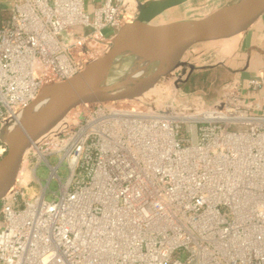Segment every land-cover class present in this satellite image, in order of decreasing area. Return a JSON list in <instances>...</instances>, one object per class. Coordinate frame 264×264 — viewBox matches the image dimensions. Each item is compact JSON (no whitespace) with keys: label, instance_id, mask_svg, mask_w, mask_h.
Returning a JSON list of instances; mask_svg holds the SVG:
<instances>
[{"label":"built area","instance_id":"2783aa9c","mask_svg":"<svg viewBox=\"0 0 264 264\" xmlns=\"http://www.w3.org/2000/svg\"><path fill=\"white\" fill-rule=\"evenodd\" d=\"M6 1L0 123L103 56L141 11L132 0ZM179 90L95 102L33 141L41 190L26 195L16 179L1 198L0 264H264V75L236 72L211 99Z\"/></svg>","mask_w":264,"mask_h":264},{"label":"water","instance_id":"95a60500","mask_svg":"<svg viewBox=\"0 0 264 264\" xmlns=\"http://www.w3.org/2000/svg\"><path fill=\"white\" fill-rule=\"evenodd\" d=\"M187 1L190 0H160L152 7L141 8L133 22L118 30L103 56L88 63L71 79L43 88L56 87L58 95L50 107L23 123L20 130L10 134L5 141L7 151L0 158V200L13 185L15 170L33 141L75 106L101 100L103 95L98 91L100 81L116 58L132 54L135 50H143L151 55L172 54L176 66L184 62L181 61L182 54L193 45L242 34L264 14V0H236L202 18L159 24L150 22L152 18L167 9ZM172 30L174 33L163 37L164 33ZM158 75L160 77V73ZM157 78L156 75L151 84L157 81ZM148 87L144 86L127 98H133L138 93L142 94ZM200 94L204 95V92L200 91ZM118 98V95L105 97L106 100Z\"/></svg>","mask_w":264,"mask_h":264},{"label":"rangeland","instance_id":"374dc122","mask_svg":"<svg viewBox=\"0 0 264 264\" xmlns=\"http://www.w3.org/2000/svg\"><path fill=\"white\" fill-rule=\"evenodd\" d=\"M132 1H134L135 4L137 2L141 10L142 5L145 7L152 0H132ZM235 1L236 0H190L181 5L167 9L163 13L152 18L150 22L154 24H159L174 20L202 18L214 13L218 9L228 4H231ZM241 35L242 34H238L226 39L205 41L193 45L182 54L181 61H184L182 64L176 65L172 69H169L165 71L163 74H161L158 80L155 81L156 84L153 83V85L149 86L142 94L138 95L139 98H124L118 101V103L124 106L125 105L131 106L134 105L135 103L136 104L139 103L138 105H140V102L143 104V102L148 101V99H152L154 101L155 99L160 98L162 91L164 92L166 91L171 94L172 90L175 89V87L179 88V86H181L183 82L187 81L190 75L197 82L196 83V85L198 86L197 89L201 88L199 90L203 92L204 90L203 88H206L205 85L208 84L210 87L216 84L215 83L216 78L219 77L217 76L216 73H218L219 69H223V67H225V65L228 64L230 55L233 51L229 49L230 48L229 46L231 47L235 46V44H237L238 40L241 38ZM136 61H137L136 56L133 54L121 55L118 58H116V60L110 65L106 74L100 81V86H106L107 88L105 89L109 90L110 88L108 87L112 86L113 84L124 78L125 76L129 75L131 71L130 68L134 67ZM40 66L41 64L39 61L37 65L38 70H40ZM159 66L160 64L158 62L149 63L146 65V67L143 68V70L139 74H137L138 78L137 77H133V78L137 80L140 78V76L141 78L150 77L158 71ZM225 73L228 72L225 71ZM225 76L218 78L217 83L218 85L219 84L220 85L219 87H216L215 92L219 91L223 83L230 78V77L224 78ZM183 90L186 91L185 89ZM183 90H179V91H182V93H184ZM43 91L44 89L41 90L40 94ZM197 97L198 96H195V99H197ZM206 97L208 99H211V97H209L208 95H206ZM36 100L37 98L28 106L17 109V111L13 116L9 117L3 123H0V141H6L8 136L11 134L10 132H13L12 130L10 131V129H6V131H4V128L8 124V122L11 119L14 121L17 117V114L20 111L31 108L33 104L36 102ZM113 101L114 100H106L107 103H114ZM94 104L95 101H92L75 106L66 114L67 118L68 119L74 118L77 112L87 111L88 109H91V107ZM60 121L61 119H59L56 122V124L60 123ZM31 149L32 147H28V149L26 150L24 154V157L26 159V164L24 166L23 171L20 173L19 178H15V180L18 179L19 182L18 181H17L18 183L15 181L14 182L17 183L18 187L21 186L23 191H25L26 195L32 193L34 194L36 193V195H38L40 193L41 186L33 178V169L36 166L37 159ZM52 161H54V159ZM38 175L41 182L45 184L47 181V177L49 176V168L44 164L40 165L38 169ZM24 179L29 181L28 185L24 183L23 181ZM56 187H57L56 182L53 181L51 188L55 190ZM50 196L51 193L48 194V197Z\"/></svg>","mask_w":264,"mask_h":264},{"label":"bare ground","instance_id":"6f19581e","mask_svg":"<svg viewBox=\"0 0 264 264\" xmlns=\"http://www.w3.org/2000/svg\"><path fill=\"white\" fill-rule=\"evenodd\" d=\"M158 1H160V0H152L145 7L146 8L152 7ZM145 7L142 5V8H145ZM172 33H174L173 30L168 31V32L163 34V37H165L166 35H170ZM132 54L136 56L137 61L134 65V67L130 68L131 71L129 70L130 71L129 75L125 76L120 81H118L115 84H113L112 86L108 87V88H110L109 90L105 89V88H107L106 86H100L99 87L98 91L103 95L102 98L104 99V101H106L105 97L110 98V97L115 96V95L119 96V98L117 100H121V99L130 97L134 92L142 89L144 86L148 87V86L153 85V84H151L152 80H154L156 75L159 78L158 73H160V76H161V74H163L165 71L175 67V64H176V60L174 59L172 54H165V55H156V54L153 55L152 54L151 55V54H148L146 51H143V50H135L132 52ZM153 62H155V63L158 62L160 64L159 72H157V73H155L152 76L147 77V78H144V77L141 78V76L137 80L135 78H133V77L138 78L137 74H139L143 70V68L146 67L147 64L153 63ZM158 78H157V80H158ZM140 94L139 93L135 94L137 96H135L133 98H139L138 95H140ZM57 95H58V88H56V87H48V88L44 89V91L40 95L37 96V100L33 104V106L27 110L20 111L17 114V117L14 121L11 119L8 122V124L4 128V131H6V129H10V131L11 130L13 131L10 133L13 134L15 131L20 130L23 123L29 121L30 119H32V117H35V116L41 114L48 107H50L52 105V103L54 102V100L56 99ZM102 98H101V100L97 99L95 102L103 101ZM35 99L33 101H35ZM32 102H30V103H32ZM67 120H68L67 115H64L61 118V121H60V123H58V125L56 123H54L49 128L51 129L52 127H55L57 125L58 126V127H56L57 130H59L61 127H62L61 129H64V126H62V125ZM48 129L45 132H49L50 130H48ZM50 134H51V132L48 135H50ZM42 135H43V133H42ZM30 146L32 147L31 150L33 153L37 154L40 152L39 151L40 147L38 144L32 142ZM25 164H26V159H25V157H23L19 166L15 170V173H14L15 178H17L20 175V173L23 171Z\"/></svg>","mask_w":264,"mask_h":264},{"label":"crops","instance_id":"0c3cea01","mask_svg":"<svg viewBox=\"0 0 264 264\" xmlns=\"http://www.w3.org/2000/svg\"><path fill=\"white\" fill-rule=\"evenodd\" d=\"M229 47L233 50L229 62L223 67L224 72L216 73L217 76L221 78L226 75L224 78H229L237 72L246 81L251 76L264 75V14L242 33L235 46ZM217 93L218 91L208 96L214 97ZM253 94V91H249V95Z\"/></svg>","mask_w":264,"mask_h":264},{"label":"trees","instance_id":"16d2710c","mask_svg":"<svg viewBox=\"0 0 264 264\" xmlns=\"http://www.w3.org/2000/svg\"><path fill=\"white\" fill-rule=\"evenodd\" d=\"M10 12H11V7H10L9 2L6 1V0H0V26L2 25L3 21L6 20V19L9 17ZM208 70H210V69H208ZM217 70H218V69H217ZM223 72H224L223 69H219V70H218V73H219V74H222ZM218 78H220V77H218ZM218 78H216V81H215L216 84H214V85H212V86H210V87H209V85L207 84V85H205L206 88H203V87H202V88L204 89L203 92L205 91V93H206L207 95L214 93L215 90H216V87H219V85H220V84L218 85V83H217ZM219 81H220V80H219ZM196 83H197V82H196V81L193 79V77H191V75H190V77L187 79V81L183 82V83L181 84V86H182L183 89H185L186 91H194V90H199V89H201V88H198V89H197L198 86L196 85Z\"/></svg>","mask_w":264,"mask_h":264}]
</instances>
